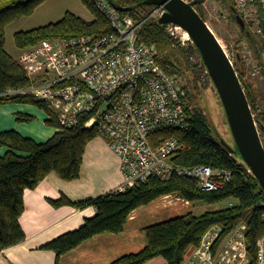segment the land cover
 I'll return each instance as SVG.
<instances>
[{"label": "trees", "instance_id": "1", "mask_svg": "<svg viewBox=\"0 0 264 264\" xmlns=\"http://www.w3.org/2000/svg\"><path fill=\"white\" fill-rule=\"evenodd\" d=\"M43 1L45 0H0V103L35 105L47 113L45 122L57 128V131L44 142L25 136L16 129L0 131V147L6 148L4 153L0 152V251L25 239V232L20 223V217L25 208V190L35 188L51 172L58 173L65 180L78 178L87 143L100 135L97 126L90 128L84 126L92 113L83 115L77 125L64 127L58 120L57 112L43 100L29 94L6 93L9 89H20L40 81V78H30L18 58L6 48V29L11 23L31 15ZM82 1L93 12L92 20H86L68 11L57 21L30 30L17 31L16 45L23 52L46 40L71 39L86 35L98 37L111 32L112 28L108 20L89 0ZM144 1L109 0L111 4L118 2L123 7H131L121 12L142 22L138 41L155 47L158 64L169 75L177 77L180 81L185 92L183 101L189 114L187 128H171L156 132L152 134L151 142L157 145L164 139L176 136L184 145V148L172 157L176 166L194 167L206 164L231 171L232 180L222 189L203 191L199 187V182L192 177L174 175L164 180L151 176L145 182L119 193L109 191L97 197L79 201H73L63 195L57 200H52V203L56 206L71 204L77 208L93 205L97 208V213L87 217L79 228L54 238L45 243L42 248L54 250L58 256H61L97 234L122 232L133 210L162 196L174 194L193 203H220L225 200L236 202L228 207L202 214L188 211L168 220L148 225L144 228L147 244L141 251L126 253L108 264H146L155 257H163L166 264H184L189 248L200 246L208 232L216 227L221 228L213 247L215 253L224 239L242 221L247 225L246 242L249 264H257V245L264 236V219L262 218L264 191L242 160L238 156L231 155L220 144L209 115L204 108L194 102L192 89L199 86L200 73L203 71L206 73L198 50L191 40L184 41L170 31V25H162L156 17L151 16L158 6ZM222 2L237 23L235 13L231 9L232 5L237 7L236 1L223 0ZM196 8L208 20L204 3L197 4ZM259 10L264 33V9L260 4ZM248 26L250 27L249 24ZM173 27L176 26L173 25ZM240 31L246 42L253 48L256 63L264 74V37L257 36L254 32L250 37L241 28ZM239 50L242 52V49ZM235 65L264 141V111H260L254 89L245 80L247 65L243 56L241 66L238 67L236 61ZM209 81L211 82L210 79ZM34 119L35 116L32 114L18 115L19 121L29 122Z\"/></svg>", "mask_w": 264, "mask_h": 264}, {"label": "built area", "instance_id": "2", "mask_svg": "<svg viewBox=\"0 0 264 264\" xmlns=\"http://www.w3.org/2000/svg\"><path fill=\"white\" fill-rule=\"evenodd\" d=\"M89 1L108 20L111 32L51 39L27 48L18 60L30 78L40 81L6 93L43 100L57 112L64 127L75 126L83 115L92 113L84 126H97L121 161L124 181L113 193L151 176L168 180L174 175L196 179L203 191L222 189L232 180L231 171L206 164L176 166L172 157L184 148L176 136L157 145L151 142L156 132L187 128L189 114L180 81L158 64L155 47L138 41L142 22L124 15L109 0ZM235 1L252 32L264 37L259 10V4L264 9V0ZM169 29L174 33L173 25ZM241 46L246 65H255L251 45ZM251 73L261 75V67L256 64ZM246 230V223L240 222L214 253L221 232L220 227L214 228L184 264H249ZM257 264H264V236L257 245Z\"/></svg>", "mask_w": 264, "mask_h": 264}, {"label": "crops", "instance_id": "3", "mask_svg": "<svg viewBox=\"0 0 264 264\" xmlns=\"http://www.w3.org/2000/svg\"><path fill=\"white\" fill-rule=\"evenodd\" d=\"M21 113L32 114L35 119L19 121ZM46 118L47 113L35 105L0 103V131L16 129L44 142L57 131L45 122ZM3 150L6 148L0 147L1 153ZM123 181L120 158L109 140L99 135L89 141L78 178L65 180L51 172L35 188L25 190V208L20 217L25 239L0 251V264H108L126 253L141 251L147 244L146 226L186 213L194 205L177 195H165L133 210L122 232L97 234L61 256L54 250L42 248L54 238L79 228L87 217L97 213L93 205L85 208L71 204L56 206L52 200L63 195L73 201L97 197L119 187ZM193 250L194 246H191L187 258H191ZM146 264H166V260L155 257Z\"/></svg>", "mask_w": 264, "mask_h": 264}, {"label": "water", "instance_id": "4", "mask_svg": "<svg viewBox=\"0 0 264 264\" xmlns=\"http://www.w3.org/2000/svg\"><path fill=\"white\" fill-rule=\"evenodd\" d=\"M205 1L145 0L144 2L158 6L152 15H155L160 24L174 25L189 35L188 40H191L198 50L206 73L219 95L235 145L225 139L211 121L216 136L231 155L238 156L242 160L264 191V141L235 65L236 61L238 67L241 66L243 55L239 50L234 58L229 56L213 28L196 8L197 4ZM112 5L120 11L131 8L123 7L118 2ZM231 9L241 30L248 36H253L252 30L237 8L232 5Z\"/></svg>", "mask_w": 264, "mask_h": 264}, {"label": "rangeland", "instance_id": "5", "mask_svg": "<svg viewBox=\"0 0 264 264\" xmlns=\"http://www.w3.org/2000/svg\"><path fill=\"white\" fill-rule=\"evenodd\" d=\"M222 1L223 0H206L204 2V8L207 13L208 23L219 37L229 56L234 58L237 51L242 48L241 45L247 42L242 36L238 24L235 22L230 11L226 8ZM68 11H71L85 18L86 20H92L94 18L93 12L87 7V5H85L82 0H45L31 15L23 17L11 23L7 27L6 48L14 57L19 58L22 54V51L15 42V33L17 31L30 30L46 25L50 22L57 21L61 19ZM173 31L184 41L188 40L184 37V32L180 28L173 27ZM194 60L198 61L197 58H194ZM255 65H247L245 67L247 68L245 69V80L254 89L260 111L263 112L264 74L257 76L253 75L251 72ZM183 81L185 82V80ZM198 85L199 86L197 88L192 89L195 104L204 108L215 128L232 145H235L230 126L227 122L224 107L220 101L218 93L216 92L212 83L209 81V77L205 71L200 73V81L198 82ZM4 152L5 151L3 150L2 153ZM235 202V200H225L220 203L195 202L189 211H192L195 214H202L206 211L228 207Z\"/></svg>", "mask_w": 264, "mask_h": 264}, {"label": "bare ground", "instance_id": "6", "mask_svg": "<svg viewBox=\"0 0 264 264\" xmlns=\"http://www.w3.org/2000/svg\"><path fill=\"white\" fill-rule=\"evenodd\" d=\"M184 37H185L186 39H189V35H188L187 33H184Z\"/></svg>", "mask_w": 264, "mask_h": 264}, {"label": "flooded vegetation", "instance_id": "7", "mask_svg": "<svg viewBox=\"0 0 264 264\" xmlns=\"http://www.w3.org/2000/svg\"><path fill=\"white\" fill-rule=\"evenodd\" d=\"M237 8V7H236ZM238 11V10H237ZM231 13V12H230ZM232 15V14H231ZM249 44V43H248ZM250 45V44H249ZM242 47V46H241ZM242 49V48H241ZM262 70V69H261ZM262 74H263V72H262Z\"/></svg>", "mask_w": 264, "mask_h": 264}]
</instances>
